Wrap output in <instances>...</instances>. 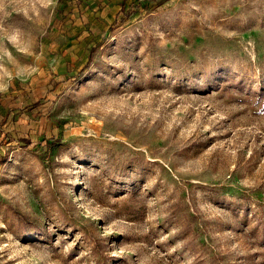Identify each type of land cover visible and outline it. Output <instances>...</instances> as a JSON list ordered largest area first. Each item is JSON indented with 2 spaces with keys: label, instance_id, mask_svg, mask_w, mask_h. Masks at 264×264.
Returning a JSON list of instances; mask_svg holds the SVG:
<instances>
[{
  "label": "rangeland",
  "instance_id": "374dc122",
  "mask_svg": "<svg viewBox=\"0 0 264 264\" xmlns=\"http://www.w3.org/2000/svg\"><path fill=\"white\" fill-rule=\"evenodd\" d=\"M0 156V264H264V0H0Z\"/></svg>",
  "mask_w": 264,
  "mask_h": 264
},
{
  "label": "trees",
  "instance_id": "16d2710c",
  "mask_svg": "<svg viewBox=\"0 0 264 264\" xmlns=\"http://www.w3.org/2000/svg\"><path fill=\"white\" fill-rule=\"evenodd\" d=\"M140 1L141 0H137V4L139 5L140 4ZM123 7H124V5L122 4V6H121V8H120V10H121V12H124V13H129L130 14V12H128V10H123ZM131 11V10H130ZM124 17H126V15L124 16ZM93 50V47L91 48V51ZM81 71V70H80ZM262 91V90H261ZM20 138V140L25 144V145H28L29 143H30V140L29 139H25V138H22V137H19ZM51 142H52V144L53 143H55V141L53 140V139H51L50 140ZM48 145H50L49 143H47ZM7 160V157L5 156H0V162H4V161H6Z\"/></svg>",
  "mask_w": 264,
  "mask_h": 264
}]
</instances>
